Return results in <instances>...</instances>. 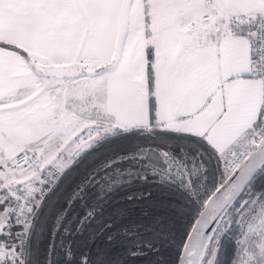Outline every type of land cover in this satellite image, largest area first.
Listing matches in <instances>:
<instances>
[{
	"label": "snow or ice",
	"instance_id": "obj_1",
	"mask_svg": "<svg viewBox=\"0 0 264 264\" xmlns=\"http://www.w3.org/2000/svg\"><path fill=\"white\" fill-rule=\"evenodd\" d=\"M0 264H264V0H0Z\"/></svg>",
	"mask_w": 264,
	"mask_h": 264
}]
</instances>
